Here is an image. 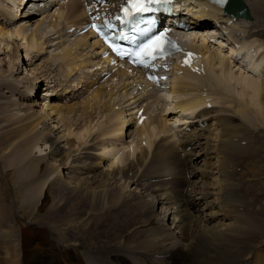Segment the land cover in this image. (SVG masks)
<instances>
[{"label": "bare ground", "instance_id": "1", "mask_svg": "<svg viewBox=\"0 0 264 264\" xmlns=\"http://www.w3.org/2000/svg\"><path fill=\"white\" fill-rule=\"evenodd\" d=\"M19 1L22 3V5L26 6L30 0ZM33 1L36 3L43 0ZM48 1L49 0H45V3ZM244 1L250 7L252 15L250 19L243 16L236 17L230 13H223L221 12V8L219 6H214L207 1L202 2L200 0H187L186 3H182L175 9V12L178 13V16L175 17H177V19L187 20L191 26V29L195 28L200 30L211 28L212 30L210 31H214L215 29L216 31L223 30V33H226L225 31L229 29V33L227 32V35L225 34L223 36H227L228 40L230 41L229 44H231L228 51L229 54L226 56V54H222L221 48V44L224 42L220 43L218 49L213 50L211 49V45H209L210 42H207L210 41L211 37H209L208 34L204 38L205 40L198 45L199 42L195 40L193 33L196 32L197 35H199L200 32H193L191 30L185 32V35L188 33L187 37L190 36L188 44L198 48L201 53V57L197 58L193 64V66L198 64V69L184 67L176 61L173 66L175 68L174 72L177 69L179 71L181 70L182 73L175 72L176 75L173 77V79L171 78L173 74L170 73L171 92L173 91L176 94H180L182 96L184 95L186 97L183 99L181 98L182 100L180 99L173 105L170 104L167 111L180 109L183 112H189L193 115L195 114L194 121H191L190 126H188L190 127V132L184 134L183 131L180 130L184 136L183 138H179L180 143L177 147L174 145H166L167 140L164 138L165 136L162 135V138L159 136V133L161 132L166 133L172 131H170L168 127V119L171 116L162 118L163 120L156 119L157 121H150V129L147 128L148 124L144 125L141 123L136 131L141 136L145 134V136L148 137L146 142H148L150 145L149 151H147L145 148H142L141 146L143 145H141L140 153L136 161H130L126 167H123L119 170H116V168L113 166L114 169H112V171L106 169L103 171L98 166V162L102 161L103 159L101 160L100 158V161L97 162L94 157L95 154L98 153L94 154L93 150L98 149V147L100 148V146V149H102V147L103 149L105 147L106 149L110 148L111 146L108 147L105 143L108 138H103L106 141L104 140V142L102 140L101 145H99V143L95 146L94 144L93 146H89L91 142L89 141V143L87 140L89 144L86 142V148L79 149L80 152L78 156L68 154L70 152L61 146V141L63 140H61V138L65 137L66 135L61 136L60 134H55V126L52 127L51 123L49 122L50 119L53 121L52 116L55 115L56 120H58V122H60L63 127L69 129L67 130L68 135H72L74 133L72 132L73 129H71L72 124L69 122L71 120L68 119L69 116H65L66 112L65 114H61L65 110L62 105H59L56 102L53 106H50L49 104L46 107L44 105L39 113L33 110L29 111L30 107H28L29 109L26 111L27 114L25 117H23V119H13V121H8V123L11 125L4 127L5 131L2 134L4 137L0 136V139H2V141H0L1 151L2 147L9 145L12 142H16V145L22 147L23 149L21 148L22 150L20 153L18 152L19 150L16 151L18 154L16 153L14 161L18 159L20 161V158H23V160L26 159L28 154L30 155L32 153L33 147H36L37 142L39 141V138L33 135V130H35L38 126H43V128L40 127V134L43 135L41 138L45 144H49L50 156L39 158L34 157L35 155H30V158L26 160L27 163L24 162V164L26 163L28 165H26L25 168L23 167V169H20L23 173L27 174L25 177L22 176L21 178H18L16 174L2 170H0V177L2 176L5 178L7 176V178L12 181V185L14 186L17 185L16 182H19L20 185L25 186L28 179H30H27L28 176H33L34 174L42 178L44 175H50L52 172H57L56 178L51 179L50 177L48 186L46 185L47 196L55 195V199V197L62 190L66 189H71L73 194H81L85 198L89 194H93L100 202V204L97 202V205L94 206L95 212L96 210H101L103 212L99 213L101 217L97 216L98 221H101L102 223L97 221L100 228H97L95 232L89 229L91 228L89 226L91 225V222L88 220V218L92 215L91 212L88 211L85 213L80 219L83 225L78 226V228L80 230L85 229L87 231L80 235V233H76L71 228H66L64 226L65 219H63L61 215L55 216L48 214L36 218L35 221H30L32 220V216L27 214L28 218L25 217L26 212L24 211V207L26 208V206L23 204L18 205V202L16 205H13L15 204V200L12 198L8 201L4 189L0 188V239H3L4 242L3 245L0 246V262L2 264H59L58 259L54 258V255L51 258L53 259V263L51 261L39 263L37 261L39 258H34V250L36 245L34 246L32 241L29 243L24 242L20 238L21 235L17 234L18 232L15 229L19 221L22 220L32 224V227H34L33 229H49V238L50 241H52V250H57V256L58 254H61V252L63 254V261L60 264H136V261L138 260L140 264H264V197H262L263 194H261V191L263 192V190L255 189L254 187V189L248 190L246 192V194L251 192L247 199L250 202V204L247 206L248 209L250 207L254 208L256 205H260V210H258L259 212H256L258 215H263V218H261V222H259L258 219V221L255 220V218L249 216L248 213H242L238 210V207L241 206H238L240 200L233 193V189L236 187V184L234 183V179L231 174H228V170L231 167L230 164L233 162V160H236L237 163V166L232 165L233 169H231L232 175L234 176H236L238 165H241L242 162H244V166L246 167L245 170H247V172L238 179L239 183L241 184L240 189H245L247 185L250 186L248 184L251 182L250 179L255 180L254 171L258 172L257 170L260 169L258 166L264 163V154L261 156V154L264 153V130L261 131L258 129V126L252 129L248 124L243 123L242 121H250L249 118L252 116V118L256 117L260 123L262 122L264 124V78L260 79L257 77V75L254 76L253 74H248L247 71L235 73V69L233 70V66L237 63L239 64L241 61L240 57L238 59V53H242L244 51L245 58L248 57V60L254 59L256 62L254 65H257L256 69L253 68L254 66L250 65L252 66L250 67L248 65V67L251 68V71H259V74H261L260 71L264 73V55H262L260 48L257 47V54H260V56L253 58L250 54L251 44H248L256 40L264 41V0ZM63 2H65L64 5H66V7H64V11H61L60 8L62 7L59 6L55 13L51 14V21H53L54 18L56 19L55 23H52L54 28L57 29L60 27L59 24H61V20L59 22V19L64 18V15H67L69 18L73 19L71 23H69L67 20L69 24H67L66 28L77 27L83 21L88 20L86 10L83 8V6H81L82 9H80V0H64ZM36 4L38 5V3ZM15 5L16 7L20 6L17 5V3H15ZM45 8L49 9L50 7H45L44 5V13L47 11H45ZM38 10L39 9H36L34 12H37ZM2 11H0V45L6 42L5 38L6 40L7 38H12L11 43H15V46H13L12 49V53L14 54L12 65H14L13 68L15 70L17 69L15 67L18 66L17 64L21 61L20 57L22 53V48L16 39L17 37H14L15 33L16 35L20 34V38L22 34L23 39H26V55L31 56V63L34 61V58H37L39 54H43L46 48L40 42L42 38L38 37L35 32L30 34L26 33L27 29H25V24L20 25L18 29L15 28L16 31L10 32L11 29H9V24L11 23V20L17 17L21 18L22 16L16 15V13L19 11H16L15 14L14 12L6 13ZM31 16L33 15H30V18ZM4 18H6V21H4ZM44 20L47 19L43 18L38 20L37 27H39L40 24L44 22ZM235 20L244 24L235 23ZM231 22L234 24V26L235 24H241V28L243 27L244 29L247 27V24H252V29L246 35L249 41L245 40L246 38H244L245 43H243V40L242 42H239L240 39L236 38L237 35H234L235 37L232 36V34L236 31L235 28H238V26L233 28L234 26ZM56 29L55 31L58 30ZM230 36L234 37V41L233 38H230ZM75 38L76 41L74 45L76 49H74L72 46L70 47L65 45L62 53L56 55V58H58L57 60L60 59L59 61L63 62L65 66L67 65L68 67L66 74L63 77L72 75L74 74L72 73L73 71L82 68L86 64L88 65V63H92V57H82V54L80 55V53H78V49L80 47L83 48L82 46H90L98 49L100 46L98 40H92V33H83L82 35L76 36ZM89 39H91L93 45L90 44ZM195 42L197 43L195 44ZM211 42L213 43V41ZM237 42L239 43L238 45L236 44ZM11 43H4L5 47L7 46L8 49ZM213 44H215V42ZM33 52H36L37 54L35 53L33 55ZM232 54H234V58H236V60L239 62H235L233 64L232 61H230L233 60ZM97 56H99V53L96 54V57ZM88 58L91 59L88 60ZM96 60L99 61L93 65V67L98 69L95 71L97 72L96 74L100 75L101 72L105 70L107 71L108 69H114L115 72L111 73L108 76V79H118L117 83L119 86L118 88H115L117 84L110 87L103 85V87L108 88H103L102 90L97 91V93L92 94V96H96V99H98V106L95 105L96 99L93 100L91 98L88 102H86L87 104H85L84 108H74L75 105L68 106V108L66 107V111L68 113L70 112L69 114H71V111L72 113H77L80 111L83 115L86 114L88 117H90L91 122L95 119L93 116V111H95L94 109H98L99 111L107 110L108 112H115V106L112 105V102L114 101V95L119 92V89H123L125 87L124 90H126V93L127 88H132L136 86V83L140 82H143L146 88L153 89L156 87L151 82L142 78L138 70L134 71L133 68L127 65L124 61H116L113 63L109 57H100L98 59H94V61ZM101 64L104 65V67L102 66L99 68L98 65ZM241 66L242 65L239 67ZM0 71L3 73L4 69ZM48 72H43L45 73L44 75H46V77L50 76L48 75ZM81 76L82 74L79 75L78 79L80 84L82 80H85L84 84H86L89 80H87V77L85 79V77ZM36 77L37 75L35 78ZM130 77H133L135 80H129ZM35 78H33V80ZM30 79H32V77ZM93 80L95 83L96 80ZM128 80L131 82L127 83L126 81ZM238 84H241V89H244L243 93L241 94L236 90ZM14 85L16 88H13ZM69 86H73V89H79L74 85L68 84V87ZM6 87H9L12 90L20 93V98L21 96L27 95V93L22 91V89H20L19 86L14 82H4L0 83V96L6 97L8 95L5 94L6 92H4V94L2 93L3 89ZM207 87L210 88L208 89L210 92L212 89L215 90V88L220 87L219 91L222 89L221 94L224 96V99L226 97L227 103H229L225 108L216 110V112H218L217 115H215L214 111L211 110L213 106L210 107L206 105L208 100H211L212 103H218V99L216 100L214 96L213 98L216 101H213L214 99L210 98L215 93L212 95L209 93L210 97H208L209 91H207ZM32 88H34L33 85ZM67 89V91L72 90L69 88ZM115 89H117V92H114ZM231 92L237 95L236 98L234 96H230ZM55 96H58V94H55ZM133 98L135 99V97ZM137 101H134V104H137ZM232 103H234L235 106L233 105V108L231 109ZM34 104H38V101H35ZM1 108L2 107H0V111ZM122 110L123 109L121 108L119 113L115 112V118L113 119H117L118 121L114 120L116 123H110V125L108 124V129H106L105 132L102 130L103 134L106 133L110 136L111 133L115 134V131H122L124 133V129H129L131 123L127 122L125 119L126 115H123ZM250 113H252V115H250ZM0 114L2 113L0 112ZM120 118L124 120V123H119L121 121ZM209 119H216V124L219 129L214 128V130H219L220 133L218 134L220 135L216 136L218 140H214L211 138V136L214 134L211 133L210 138L207 139L205 143H202L207 138L206 132L209 131L208 128L211 126V124H207L208 126L204 127L206 123L209 122ZM0 120H11V118L4 115ZM176 122L177 121L174 123ZM40 123H42V125H39ZM90 126H88L89 129ZM157 127L161 128V130H158L159 132H156ZM185 129L183 130L186 132L188 129ZM83 132H80L81 135ZM81 135L80 137L83 136ZM158 136L161 138L159 141ZM18 138H20V140L14 141V139ZM119 138L121 139V137H118V139ZM142 139L144 138H141V140ZM155 140L157 141L154 142ZM216 141L218 144L212 145V142ZM152 142H154L153 146H151ZM243 142L247 143L248 145L242 147L241 143ZM4 143L7 144L4 145ZM211 146H215V148L210 149ZM12 147H15V145ZM198 148H200V150L203 152H197V150H199ZM100 149L95 151H100ZM118 152L119 151L114 150L113 153H107L109 155L111 154V156L113 155L112 157H114V162H111L112 165L116 164L117 161L119 162V160L122 161L123 156L120 154V152ZM258 153L261 157L258 156L259 158H255L256 154ZM234 154H237V156L235 157ZM5 155L6 158L9 156L11 157V155L6 153ZM248 156H252L251 161L247 160ZM103 157H105V154L102 156V158ZM70 158H72V160ZM48 159H50L49 163L51 162V165L49 169H45V162ZM200 159L204 161L203 165H207L209 168V172L202 173V178H204V180H196L198 171H201L197 168V164L199 163ZM216 159V162H212V160ZM70 160L71 162H77L75 164H71ZM229 160H231V162H229ZM61 166L62 168L65 167L68 169L69 173L66 174L63 172L62 174V170H60ZM234 168H236V170H234ZM41 171L42 173H40ZM86 172L87 174L85 175L84 173ZM249 172L251 173L248 174ZM122 173L126 178L124 179L130 181L128 183L130 187L133 184L136 186L134 194L128 193L130 190L127 188L126 189L128 192L126 190L125 193L124 188L123 190L125 194L122 200H118L115 195L112 196V199L110 197L107 198V196L111 195V192L115 191V187L111 185L116 181L117 175ZM206 178H208V180L215 181L213 184L206 183ZM257 179L258 178H256L255 181H257ZM144 180L148 181L147 184L151 185L149 188L151 191L150 195L155 199L157 198L155 201L156 205L154 204L155 208L157 209V213L152 211L154 209V205L149 203L147 200H145V198H143V196L140 195V189L146 188V186H148L142 184ZM19 184L16 188L13 187V190L10 189V194L14 195L17 199L23 198V200H25V204L28 206L29 204H33L32 200L34 199L35 189L30 190V192H25L24 190H22L24 192H21ZM61 184H65L64 187H61ZM214 187L217 189V194H219L220 203L218 204L219 206H222V213L220 212L221 215L214 210L215 201L210 200L211 194L209 191ZM11 191H13V193H11ZM200 192L205 194H200ZM113 194H115V192ZM183 195H188L187 199H184ZM197 196H200L198 200L194 198ZM105 198L110 199L111 203H115L113 205L114 208L108 210L107 212H105L106 209L104 210L103 207L105 202L101 203V200L105 201ZM208 198L210 202L207 200ZM199 200H202L205 204H208V208L204 209L205 204ZM241 203L244 205V201ZM118 206H121V209H125V216L129 215V217L123 218L125 220L119 218V222L120 219L123 220V223H121L122 221L120 222L121 224H118V222L115 223V211H117L116 209H119ZM71 207L74 208L73 205ZM79 207L83 210H88V208L84 209L83 204H80ZM159 207L161 209H159ZM58 208L59 207H53L52 209L57 211ZM159 210H161L160 214ZM119 214L121 213L119 212ZM162 216L167 217V222L164 224L161 223ZM218 219H221L220 221L224 222L218 223ZM206 222L208 224L212 222L211 225H213L205 226ZM106 226L110 227V232H105L106 230L104 231L105 233L100 232L103 230V228H106ZM25 227L27 230V226ZM55 227H58L59 229L56 230ZM93 229L95 230V227ZM190 236H193L194 239H190ZM13 243H18V245L16 247L14 245L12 246ZM125 260H128V263H126Z\"/></svg>", "mask_w": 264, "mask_h": 264}, {"label": "rangeland", "instance_id": "2", "mask_svg": "<svg viewBox=\"0 0 264 264\" xmlns=\"http://www.w3.org/2000/svg\"><path fill=\"white\" fill-rule=\"evenodd\" d=\"M63 1H59V0L53 1V3L48 5V6L45 4V7L47 6V7H50V8L49 9L45 8V11L46 10L47 11L44 13V11H43L44 7L39 6V4L38 5L36 4V3L41 2V1H38V2L35 3L33 0H30L28 2V5H26V6L24 5L23 6L22 3L19 0H0V11L3 10L2 12H6V13L14 12V14L16 13V11H19V12L16 13V15L17 16L22 15L21 18L17 17L15 19L11 20V23L9 24V27H10L9 29H11L10 32L16 31L15 28L18 29V27L20 25L25 24V29H27L26 33L30 34V33L35 32L38 37L42 38L40 42L46 48V50L43 52V54L42 53L39 54L37 56V58H34V61H32V63H31V58H30L31 56H27L26 55V50H27V44H26L27 42L25 41L26 39L25 40L23 39V37H22L23 35L22 34H21V38H20V34L16 35V33H15L14 37H17L16 39H17L18 43L20 44V47L22 48L21 49L22 53H21V57H20L21 61L17 64L18 66L15 67L17 69L14 70V68H13L14 65H12L13 59H14L13 58L14 54L12 53V49H13V46H15V43H11V39L12 38L11 39L7 38V40L5 38V41L6 42L8 41L7 43H11L10 47L8 48L9 50L7 49V46L5 47V44H7L6 42H4L5 44L2 43L0 45V70L4 69L3 73L0 71V83H4V82L12 83V82H14L16 85L19 86L20 89H22V91L27 93V95L21 96V98H20V95H19L20 93H18L17 91H14V90H12L9 87H6V88L3 89L2 93L4 94V92H6L5 94L6 95L8 94V95L6 97L0 96V107H2L1 111H0L2 113V114H0V119L5 115L6 117H10L11 120H3V121L0 120V136L4 137L2 135L3 132L5 131L4 127H6L8 125H11V124L8 123V121H13V119H20L21 120V119H23V117H25V115L27 114L26 111H28V109H29L28 107H30L29 111L33 110V111H37V113H39L44 105L46 107L49 104H50V106H53V105H55V102H56V103H58L59 105H62L65 108V110L61 114H65V112H66L65 116H69L68 119L71 120L69 122H71V124H72V128L71 127L70 128L73 129L72 132H74L73 133L74 135L73 134L72 135L71 134L68 135L67 130H69V129L68 128L66 129L65 127H63L62 124L60 122H58V120H56L55 115L52 116L53 121L50 119L49 122L51 123L52 127L55 126V128H54L55 132H56L55 134H60L61 136L62 135H66L65 137L61 138V140L63 139L61 141V146H63L64 148H66V150H68L70 152L68 154L78 156L79 152H80L79 149H85L86 148L87 145L85 143L87 142V140H88V142L89 141L91 142V143L89 142L90 144L87 142V144H89V146L90 145L93 146V144L95 146L96 144H99V143H100L99 145H101L102 140L103 141L105 140L103 138H108L107 141L105 140L106 142L105 141L104 142L106 143V146H108V147L111 146L110 148L106 149V147H105L103 149V147H102V149H100L101 148V146H100V148L98 147V149H100V151L102 150L101 152L100 151H95V150H98V149H94L93 150L94 154L98 153V154H95V157H94V159L97 160V162L100 161V158H101V160L103 159L102 161L98 162L99 168L101 170H103V171L105 169L112 171V169H114V167L116 168V170H119V169H122L123 167H126V165L130 163V161L131 162L132 161H136V159H137V157H138V155L140 153V148L141 147L145 148L147 151H149L150 145L148 144V142H146L148 137H146L145 134H144L143 136H145L146 137L145 138V137L141 136L139 133H137V131H136L138 129V127L141 125V123H143L144 125L148 124L147 128L150 129L151 128V126L149 125L150 121H155L156 119L163 120L162 118H165L167 116L168 117L171 116L170 117L171 120H170V118L168 119L169 120L168 121V127H169L170 131L171 130L172 131L171 132H166V133L165 132H161V133H159V136H161V138H162V135L165 136L164 138L168 142V144L166 142V145H168V146L169 145H171V146L174 145L175 147H177L179 145V143H180V139L179 138H181V137L183 138L184 135L183 134L180 135L179 133L177 134L176 130L180 129L182 131L187 126H190L191 121H194L195 114L191 115V114H189V112L186 113V112H183V111H181L180 109H177V108H176L177 110H173V111L169 110V111H167L170 104L173 105L175 102H178L181 98L183 99V98L186 97L184 95L182 96L180 94H176L173 91L171 92V84L168 85L169 87L166 86V87H164L162 89H156L157 91L155 89H151V91H150L149 90L150 88H146V86H145V84L143 82L136 83V86H134L132 88L131 87L127 88V92L126 93H125L126 90H124L125 87L123 89H119V92L116 95H114V101L112 102V105L115 106L114 109H115V112H117V113L120 112L121 108L123 109L122 110L123 111V115H126L125 119L127 120V122H130L131 125L129 124L130 125L129 129H127V130L124 129V133L122 131L121 132L120 131H115L114 133L116 135L111 133L112 137H111V135L109 136L106 133H105L106 134L105 135L102 132L103 131L105 132V130L108 129V126L110 125V123H116L115 121H118L117 119H113V118H115V115H114L115 112L114 111L113 112L112 111L108 112L107 110L99 111L98 109H94L95 111H93V114H94L93 116L95 117V119L93 121H91V122H90V117H88L86 114L83 115L82 112H80V111H78L77 113H74V112L72 113V111H71V114H69L70 112L68 113L66 111V107L68 108V106H74L75 105L74 108H79V107L84 108L85 104H87L86 102H88L91 98L93 100L96 99V96H92V94L97 93V91L102 90L103 88H106V89L108 88V87H103V85L104 86L107 85V86L110 87V86H114V85L117 84V86L115 88H118L119 84L117 83L118 79L116 80V78H114L113 80L101 78L99 81L97 80L98 79L97 78L96 79L97 81L95 83L93 82L94 80L92 78L94 77V79H95V77H97V74H96L97 72H95V71H97V68H94L92 66L99 62L97 60L94 61V59H96V58L98 59L99 58V56L96 57V54L99 53V52H98V49L90 47V46H82L83 48L80 47L78 49V51H79L78 53H80V55L82 54L81 55L82 57L83 56L86 57V58L89 57V56L92 57V63H88V65L87 64L84 65L82 68L78 69L79 71L78 70L73 71L72 73H74V74H72V75H69L67 77H63L66 74V71H67L68 67H67V65L65 66V64L63 62L59 61L60 59L57 60L58 58H56V55H59V53L60 54L62 53L63 48L65 47V45L66 46H70V47L72 46V47H74V49H76L74 44H75V41H76L75 37L77 36L75 33L71 32V31L69 32V30L66 28L67 24L71 23L72 20H73V19L69 18V16H67V15L66 16L64 15L63 16L64 18L59 19V22L61 20V24H59L60 27L57 28L58 30L56 28H54V26H52L53 25L52 23H55L56 19L54 18L53 21H51V14L55 13L56 9L59 6L62 7V8H60L61 11H64V7H66V5H64L65 2H63ZM49 2H52V1H49ZM80 2H81V4L79 3L80 4V9H82V7H81L82 6V1L80 0ZM15 3H17V5H20V6L16 7ZM33 4H36L37 7L32 8ZM1 8H3V9H1ZM13 8H14V10H13ZM36 9H39V10L37 12H34V10H36ZM4 10H6V11H4ZM30 15H33V16H31V18H30ZM45 15H46V17H45ZM43 18L47 19V20H44V22L42 24H40L39 27H37L38 20L43 19ZM67 20L69 21V23H68ZM4 21H6V18H4ZM235 23L244 24V23L239 22V21H236ZM241 24H238V25L235 24V26H238V28L237 27L235 28V26L233 24L234 27L233 26L232 27L235 28V30L237 32L235 31L236 34L233 33V32H232L233 34L232 33L231 34H232V36H234V35L236 36L237 35L236 38L240 39V41L239 40L238 41L242 42V40H243V43H245L244 38H246L245 40L249 41L248 38L246 37V35L252 29V27H251L252 24H247V27H246V24H245V27L247 29L246 28L244 29L243 27H242L243 28L242 29L241 28ZM239 25H240V28H239ZM248 25H250V26H248ZM3 28H5V27H3ZM55 29L57 31H55ZM230 30H231V28H230ZM228 31H229V29L227 30V32ZM218 32H220L219 35L216 34ZM218 32H216V29L214 31H210V33L208 32V36L209 37L213 36V37L217 38L218 41H219V43L215 42V44H213L211 41H207V42H210L209 45H211V49H213V50H216V48L218 49V47L220 46V43L224 42L223 39L229 41L227 36H225V37L223 36V35L226 34V33H223V30L222 31H218ZM219 37H221V39H219ZM234 37L230 36V38H233V41H234ZM49 38H50V40H49ZM89 40H90V44L93 45V43L91 42V39H89ZM56 43H58V44H56ZM196 43L197 42H195V44ZM201 43L202 42H199L198 45L201 44ZM229 43H230V41H229ZM62 44H63V46H62ZM248 44L249 45L251 44L250 45V49H251V53L250 54L252 55L253 58H256V57L260 56V54H257V47L260 48V51H261L262 55H264L263 54V52H264V41L256 40V41H254L252 43H248ZM10 50H11V52H10ZM35 53L36 52H33V55ZM222 54L223 55L226 54V56H227L229 53H228V51L226 49H224V50H222ZM239 54L240 53H238V55H237L238 59H239ZM234 57H235L234 54H232V59L233 60H230V61H232L233 64L235 62H239ZM247 58L248 57L245 58V56H244V57L241 58V61H242V59L243 60H247V62H248L247 64L249 66L250 65L254 66L256 64L254 59L248 60L249 58L248 59ZM29 59H30V62H29ZM89 59H91V58H88V60ZM241 61L239 62V64L237 63L236 65L233 66V70L235 69V71H234L235 73H238V72H241V71L242 72L247 71L248 74H253L254 76L257 75V77H259L260 79L264 78V73H262V71H260L261 74H259V71H255V70L251 71L250 67H252V66L247 67L248 65H245V64L241 63ZM19 64H20V66H19ZM240 65H242V66L239 67ZM102 66L104 67V65H102V64L98 65L99 68H101ZM238 67H239V69H238ZM256 67H257V65L254 66L253 68L256 69ZM48 68H49V70H48ZM240 68H242V69H240ZM44 71L46 73L49 71L48 75H50V76L46 77V75H44L45 73H43ZM93 72H95V74H92ZM175 72L182 73L181 70L179 71L177 69H176ZM175 72H174V69L171 71V74H173L171 76L172 79L176 75ZM254 72H256V73H254ZM83 73H84V75L85 74L86 75H90V76H87V80H89V81L86 84H84L85 80H82L81 84H80V81L78 80L80 74H82V76H84ZM36 75H37V77H36L37 79L35 78ZM31 77H32V79H30ZM33 78H35V79L33 80ZM129 80L132 81V80H135V79H133V77H130ZM129 80L126 81V82L127 83L131 82ZM68 82H70V83H68ZM68 84L69 85H74L75 87H78L79 89H73L74 88L73 86L72 87L71 86L68 87ZM32 85H33L34 88H32ZM240 85L241 84L237 85L236 90H237V92H239L241 94V93H243L244 89H241ZM81 86H83V87H81ZM13 88H16V86L14 85ZM67 88L72 89V90L67 91L68 90ZM219 88H215V90L212 89L211 92H210L208 90L210 88L207 87V91H209L208 92V97H210V95L215 93L210 98H212V99L215 98L216 100L218 99L217 100L218 103L215 102V103H212V105H211V106H213L211 108V110L214 111L215 115L218 114V112H216V110L223 109V108L226 107L227 104H229V103H227L226 97L224 99L223 98L224 96L221 94L222 93L221 92L222 89H221V91H219ZM158 90H159V92H158ZM106 91H108V90H106ZM212 91H214V92H212ZM114 92H117V89H115ZM149 92H150L149 96H151L150 99L149 98H145L147 100H145V102L142 101L144 98L140 99L141 96L142 95L147 96V94H149ZM151 92H153V93H151ZM143 93H145V94H143ZM209 93H210V95H209ZM55 94H58V96H55ZM213 96H214V98H213ZM230 96L231 97L234 96L236 98L237 95L234 94L233 92H231ZM133 97H135V99ZM159 97H160V100H159ZM15 98H17V99H15ZM136 98H137L138 101L136 100ZM161 99H163V100H161ZM215 99L213 101H216ZM35 101H38V104H34ZM107 101H108V97H107ZM134 101H137L138 103L134 104L135 103ZM41 103H43V104H41ZM98 104H99V101H98V99H96L95 105L98 106ZM233 105H234V103H232V106L230 105L231 109L233 108ZM142 106L144 107L143 112L145 114H147V115H146V118L143 121H138L137 120L138 117H136V115H137L136 113H137L138 109L141 108ZM116 109H117V111H116ZM90 111H92V110H90ZM143 112H141L139 116H141ZM58 114H60V113H58ZM250 115H252V113H250ZM253 117H255V116H253ZM120 119H121V121L119 123H124V120H122V118H120ZM249 120L250 121L245 120V122H244V120H242V121H243V123L248 124L250 126V128H252V129H254L255 127L258 126L259 127L258 129H260L261 131L264 130V124L262 122L260 123V121L256 117L252 118V116H250ZM15 121H17V120H15ZM175 121H177V122L174 123ZM179 121L184 122L185 124L182 123V124L179 125L178 124ZM86 123H87V125H86ZM207 124L208 125L211 124V126H210V128H208L209 131L206 132L207 138L202 143H205V141H207V139L210 138V134L211 133L214 134V135L211 136V138L214 139V140H218V138H216V136L220 135V134H218V133H220L219 130H214V128H218V126L216 124V119H209V122L206 123V125L204 127H207L208 126ZM39 125H42V123H40ZM88 126H90V129H89ZM38 127L35 130H33L32 133H33V135H35V137L39 138V141L37 142L36 147L35 146L33 147L32 153L30 155L31 156L35 155L34 157H39V158L40 157L50 156L49 144H45V142L41 138L43 135L40 134V130H41V128H43V126H40L41 128L39 127V129H38ZM80 127H82V128H80ZM198 129H200V128H198ZM158 130H161V128L157 127V131L156 132H159ZM80 132L81 133L83 132V134H82L83 136L81 135ZM86 132H87V134H86ZM187 132H190L189 129L186 130V132L183 131L184 134L187 133ZM80 135L82 137H80ZM100 135H102V136H100ZM77 136H78V140L79 141L81 139V141H80L81 143L77 140ZM105 136H107V137H105ZM166 136H168V137H166ZM118 137H121V139L120 138L118 139ZM141 138H144V139H142L143 141L141 140ZM161 138L159 137L158 141ZM204 138H205V136H204ZM16 140L18 141V140H20V138L14 139V141H16ZM0 141H2V139H0ZM156 141L157 140H155L154 142H156ZM154 142H152L151 146L154 145L153 144ZM245 142L241 143L242 147H245V145H248ZM14 143L12 142L9 145H6L7 143H4V145H6V146L2 147V151H1V146H0V170L5 171V172H12V173L16 174V176L18 178H21L22 176L25 177V176H27V174L23 173L22 170H20V169H23V167L25 168L26 165H28V164H26L27 163L26 160H28L30 158L29 157L30 155L28 154L27 158L24 159V160H23V158H20V161H19V159L14 161V157H15V155L17 153L16 151L19 150L18 152L20 153L21 150L23 149L22 147L17 146L16 142H14ZM82 144H84V145H82ZM217 144H218L217 141L216 142H212V145H217ZM14 145H15L16 148L12 147ZM141 145H143V146H141ZM214 148H215V146H211L210 147V149H214ZM198 149L199 150H197V152L198 151L199 152L202 151V150H200V148H198ZM104 150H106V151H104ZM114 150L115 151H119L120 154H122L123 158H122V161L119 160V162L117 161L116 164L112 165L111 162H114V157H112L113 155L111 156V154L109 155L107 153H113ZM4 152L6 154H8V155H11V157L9 156L8 158H6L5 157L6 155H5ZM104 154H105V157L102 158V156H104ZM263 154L264 153H262L261 156H263ZM108 155H109V157H108ZM234 156L236 157L237 154H234ZM258 156H259V153L256 154L255 158L261 157V156H259V157ZM70 159L72 160V158H70ZM112 159H113V161H112ZM202 159H203V157H202ZM202 159H200L199 163L197 164V168L200 169L201 171L200 172L198 171V174H197L198 176H196V180H198V179L199 180L200 179L204 180V178H202V173L203 172H209V168L207 167V165L206 166L203 165L204 161ZM213 159H215V158H213ZM251 159H252V156H248L247 160L251 161ZM49 160L50 159L46 160V162H45V169H49L50 168L51 162L49 163ZM71 160H70V162H71ZM216 161H217V159L216 160H212V162H216ZM24 162H26V163L24 164ZM76 162L72 161L71 164H75ZM229 162H231V160H229ZM235 163H236V160H233V162H231V164H230L231 167L228 170V174H231V176L234 179V183L236 184V187H234V189H233V193L240 200V203L238 204V206H240V205L241 206L238 207V210L240 212H242V213H246V214L248 213L249 216H251L252 218H255V220L258 219L259 222H261L260 220H261V218H263V215L261 216V215H258V213H257V212H259L258 210H260V205H258V206L256 205L254 208L250 207L248 209L247 206L250 204V202L247 199H248V196L250 195L251 192H249L248 194H246V192L248 190L254 189V187H255V189L263 190V192L261 191V194H263L262 197H264V178H263L264 177V166H263L264 163L261 164L262 166L261 165L258 166V168H260L262 171L259 169V170H257L258 172L254 171L255 172L254 173L255 176L251 175V176L255 177L254 178L255 180H256V178H258L257 181L250 179V181L253 182V183H251V182L248 183L250 186L247 185L245 189H240L241 184L239 183V179L238 178L242 177V175L246 174V172H247V170H245L246 167L244 166V162H242L241 165H238L237 171H236V176H234V175H232L231 169H233L232 165L233 166H237V163L236 164ZM69 165H70V163H69ZM69 165H68V167H69ZM60 170H62V172H61L62 174H63V172L66 173V174L69 173L68 169H66L65 167L62 168V166H61ZM234 170H236V168H234ZM234 172H233V174H234ZM40 173H42V171ZM250 173L251 172H249L248 174H250ZM56 174H57V172H52L50 175L49 174L48 175H44L42 178L33 174V176L31 175V176L27 177V179L30 178L31 180L28 179V181L25 184V186L24 185L22 186V185L19 184V182H16L17 185L18 184L20 185L21 192H24V191L25 192H30V190L35 189L34 199L32 200L33 204H31V205L29 204V206L25 204V200H23V198L22 199H20V198L17 199V198H15L14 195L10 194V189L13 190L14 188L17 187V185L16 186L12 185V181L9 180L7 178V176L5 178L2 177V176L0 177V188L4 189L8 201L11 200L12 198H13V200H15L14 201L15 204H13V205H16L17 202H18V205H22L23 204L24 206H26V208L24 207V209H25L24 211L26 212L25 213V217L28 218V215L32 216V220H30V221H35L36 218H39V217H42V216H45V215H48V214L55 215V216H60L61 215L63 217V219H65L64 226L66 228L69 227L73 231H75L76 233H80V235H82L87 230H85V229L84 230H80L78 228V226L83 225V223L80 221V219L85 213L90 211L93 216L90 214L91 215V216H89L90 219L88 218V220L91 222L90 223L91 225H89L91 228H89V229L93 230L95 232L97 228L98 229L100 228L98 226V222L102 223L101 221H98V217L97 216H100L99 213H102L103 211L96 210V212H95V210H94V206L97 205V202L99 204H100V202L96 199V197L93 194H89L85 198L81 194H76V193L73 194L71 189L62 190L63 192L61 191L55 197V199H54L55 195L54 196L53 195L52 196H47L46 190H47L48 182L50 181V177H51V179L52 178L54 179L57 176ZM84 174L86 175L87 172L84 173ZM124 178H125V176H123V173L117 175L116 181L111 185V186L115 187V191L111 192V195L107 196V198L110 197L112 199V196L115 195V197L118 200L119 199L122 200V198H123L124 194L126 193L127 189L130 190L129 192L127 190L128 193L134 194V190H135L136 186L133 184L130 187V185L128 184L130 181L125 180L126 178L125 179ZM188 178H189V176H188ZM215 178H216V176H215ZM193 179H194V177H193ZM205 181H206V183L213 184L215 180L214 181L213 180H208V178H206ZM147 183H148V181H146V180H144L142 182V184H145V185H148V186H146V188H141L140 189V195L143 196V198H145V200H147L149 203H152V205H154V204L156 205L155 201L157 200V198L155 199L153 196L150 195L151 191L149 190V188H150L151 185L147 184ZM43 184H44V186H43ZM64 185L65 184H61V187H64ZM124 188H125V193H124V190H123ZM5 189L8 190V191H6ZM195 189H196V187H195ZM22 190H24V191H22ZM143 190L146 193H144ZM114 192H115V194H113ZM137 192H139V191H137ZM209 192L211 194L210 200L215 201V205H214L215 212H218L221 215L222 206L221 205L219 206V204H218V203H220V198H219V194H217V189L214 187V188L210 189ZM11 193H13V191H11ZM200 194H205V193L200 192ZM239 194H240V197H239ZM183 196H184V199H187V197H188V195H183ZM152 197H153V199H152ZM107 198H105V201L101 200V203L105 202V205L103 206L104 210L106 209L105 212H107L108 210L114 208L113 205L115 204V203L114 204L111 203L110 199H107ZM194 198L198 200L200 198V196H197V197H194ZM207 200L209 201V198ZM199 201L204 203V201H202V200H199ZM242 201H244V205L241 203ZM80 204H83L84 205V209L88 208V210L81 209L79 207ZM72 205L74 206V208L71 207ZM155 205H154V209L152 208L153 209L152 211H154V213H157V209L155 208ZM207 205L208 204L204 205V209L208 208ZM53 207H59V208H58L57 211H54L52 209ZM118 208L119 209H116L117 211H115V215H116L115 216V218H116L115 219L116 220L115 223L118 222V224H121V223H123V220H125L123 218L129 217V215L127 214L128 216H125L126 215V212H124L125 209L124 208L121 209L122 208L121 206H118ZM159 209H161V208L159 207ZM160 211L161 210H159V214L161 213ZM116 212H118V213H116ZM119 212L121 214H119ZM119 218L123 219V220L120 219V222L122 221L121 223L118 221ZM166 218L167 217L162 216L161 217V223H163V224L166 223L167 222ZM220 220L221 219H218L217 222L218 223L222 222ZM211 223L212 222H210V224H208L206 222L205 226L211 225ZM93 224H94V226H93ZM25 226H27V230H26ZM94 227H95V230L93 229ZM33 228L34 227H32V224H29L28 222H25L24 220H22V221H19V223H18V225L16 226L15 229L18 232L17 234L21 235L20 238L24 242L29 243V242L32 241V244H34V246L36 245L35 250H34V253H35L34 258L35 259L39 258L37 260L39 263H46L47 261L48 262L51 261L53 263V259H51V258L54 255V258L58 259L59 264H60L63 261V258H62L63 254L61 252V254H58V256H57L56 255V251L57 250H55V251H53L54 249L52 250V248H51L52 241H50V238H49V234H50L49 233V229L48 228L47 229L46 228L45 229H37V228L33 229ZM55 228H56V230L59 229L58 227H55ZM104 231L105 232H108V231L110 232V227L106 226V228H103V230H101L100 232H104ZM28 234H29V236H28ZM190 237H191L190 239H194L193 236H190ZM33 239H34V241H33ZM3 243H4L3 239H0V244H1L0 246H2ZM44 243H46V244H44ZM13 245L16 247L18 245V243H13L12 246ZM125 261H126V263H128V260H125ZM138 262H139V260L136 261V264H138ZM0 264H2V263L0 262ZM139 264H140V262H139Z\"/></svg>", "mask_w": 264, "mask_h": 264}, {"label": "snow or ice", "instance_id": "3", "mask_svg": "<svg viewBox=\"0 0 264 264\" xmlns=\"http://www.w3.org/2000/svg\"><path fill=\"white\" fill-rule=\"evenodd\" d=\"M169 0H132V7L135 12L142 13L148 11L146 4H156V3H168ZM214 3L221 6L222 8L230 4V0H214ZM127 14V10H126ZM127 38V37H125ZM107 42V41H106ZM109 47L117 52L119 55L124 53L116 46L109 43ZM165 53V41L162 37H156L149 43L141 46L137 54L141 64L147 66L145 58L156 59L157 56H163Z\"/></svg>", "mask_w": 264, "mask_h": 264}, {"label": "water", "instance_id": "4", "mask_svg": "<svg viewBox=\"0 0 264 264\" xmlns=\"http://www.w3.org/2000/svg\"><path fill=\"white\" fill-rule=\"evenodd\" d=\"M240 2H242V4L244 5V3H243V1L242 0H240ZM244 10H245V15L246 16H249V10H248V7L246 6V5H244Z\"/></svg>", "mask_w": 264, "mask_h": 264}]
</instances>
